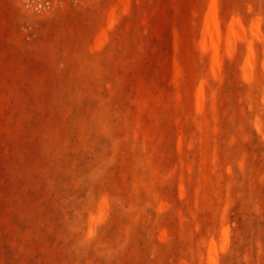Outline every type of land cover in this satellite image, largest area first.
Returning <instances> with one entry per match:
<instances>
[{
    "label": "rangeland",
    "instance_id": "obj_1",
    "mask_svg": "<svg viewBox=\"0 0 264 264\" xmlns=\"http://www.w3.org/2000/svg\"><path fill=\"white\" fill-rule=\"evenodd\" d=\"M0 264H264V0H0Z\"/></svg>",
    "mask_w": 264,
    "mask_h": 264
}]
</instances>
